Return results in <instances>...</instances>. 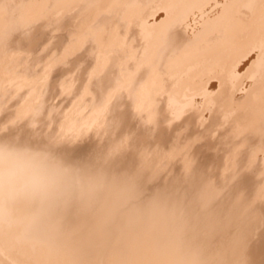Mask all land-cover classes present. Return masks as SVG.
<instances>
[{
    "label": "bare ground",
    "instance_id": "6f19581e",
    "mask_svg": "<svg viewBox=\"0 0 264 264\" xmlns=\"http://www.w3.org/2000/svg\"><path fill=\"white\" fill-rule=\"evenodd\" d=\"M0 140L71 177L0 264H264V0H0Z\"/></svg>",
    "mask_w": 264,
    "mask_h": 264
},
{
    "label": "clouds",
    "instance_id": "9594fccd",
    "mask_svg": "<svg viewBox=\"0 0 264 264\" xmlns=\"http://www.w3.org/2000/svg\"><path fill=\"white\" fill-rule=\"evenodd\" d=\"M71 189V177L42 150L0 140V226L21 243L50 227L51 210Z\"/></svg>",
    "mask_w": 264,
    "mask_h": 264
},
{
    "label": "rangeland",
    "instance_id": "374dc122",
    "mask_svg": "<svg viewBox=\"0 0 264 264\" xmlns=\"http://www.w3.org/2000/svg\"><path fill=\"white\" fill-rule=\"evenodd\" d=\"M151 138H152L151 136L148 137V139H151ZM211 153H212V151H211ZM213 160H214V159H213ZM213 160L211 161V163H212L213 166L215 167V164H214V161H213ZM211 163H209V164H211ZM209 164H208V166H209V167H212V164H211V165H209Z\"/></svg>",
    "mask_w": 264,
    "mask_h": 264
}]
</instances>
